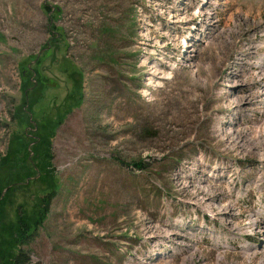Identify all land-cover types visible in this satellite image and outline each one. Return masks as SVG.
Instances as JSON below:
<instances>
[{"label":"rangeland","instance_id":"obj_1","mask_svg":"<svg viewBox=\"0 0 264 264\" xmlns=\"http://www.w3.org/2000/svg\"><path fill=\"white\" fill-rule=\"evenodd\" d=\"M165 4L0 0V249L50 190L20 143L51 125L27 264H264V0H227L184 52Z\"/></svg>","mask_w":264,"mask_h":264},{"label":"trees","instance_id":"obj_2","mask_svg":"<svg viewBox=\"0 0 264 264\" xmlns=\"http://www.w3.org/2000/svg\"><path fill=\"white\" fill-rule=\"evenodd\" d=\"M25 106V105H24ZM54 127L49 125L44 134L36 137L34 140V146L30 150L27 144L20 143L21 150L27 151V155L31 152L35 154L38 163L43 164L42 170L44 169V179L47 180L51 186L50 190L40 198L39 200V212H37L30 222L26 221L24 216H19L17 222L11 228L10 241H7L5 248L0 249V262L12 264H27L29 259L28 254L19 248L23 243L28 242L30 238L36 235V228L43 224L47 213L49 212L52 200L56 196L57 190L54 184V177L56 176V169L52 163L54 158L52 137L54 136ZM18 153V151H17ZM8 163V161H6ZM20 173L14 174V177H8V184L16 182ZM2 189L0 188V194ZM18 247V253L15 254V248Z\"/></svg>","mask_w":264,"mask_h":264},{"label":"bare ground","instance_id":"obj_3","mask_svg":"<svg viewBox=\"0 0 264 264\" xmlns=\"http://www.w3.org/2000/svg\"><path fill=\"white\" fill-rule=\"evenodd\" d=\"M155 1H157V0H155ZM226 1L227 0H159V15L162 18L165 17V13H171L172 11H174L172 7L170 9H169V7H165V5L167 6V4H165V2L171 3L172 5H170V6H173V7L176 5V3H179V6H180L179 7L180 10L177 13H175L176 18L173 15H170L171 22L163 21L162 25L160 27H167L168 31L169 32L173 31L174 34H177L176 32H181V30H183V32L186 34L187 33L188 34H194V33H192V31L198 30L196 38L200 39V36L206 35L207 32H205L203 29L199 30L196 27V24L202 25L201 21H203V20L208 25L215 23L216 20L214 17H216L217 19H220V17L218 16L219 6L225 4ZM203 10L207 11L206 15L202 18H199V12L203 11ZM208 10H210L211 12H209ZM199 20H201V21H199ZM185 23H189V24L185 25ZM183 26L188 27V29L192 30V31H189V30L186 31L187 28L182 29ZM159 38H162V37L159 36ZM184 38H185V36L183 38L179 39L181 42V45L178 47V50H180L182 52L186 51L187 46H189V45L192 46V42L189 43V45H188L187 42L184 40ZM171 41H173V42L177 41V38H173L172 35H171V37L167 36V38H165L164 42H162V43L165 47H167L169 45L168 42L170 43ZM166 57H167V59L169 58V56H166ZM155 79L156 78L152 76L149 78V81L154 82Z\"/></svg>","mask_w":264,"mask_h":264}]
</instances>
